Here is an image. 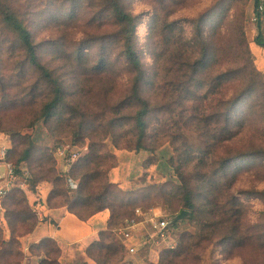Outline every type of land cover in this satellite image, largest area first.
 I'll list each match as a JSON object with an SVG mask.
<instances>
[{"label": "rangeland", "instance_id": "1", "mask_svg": "<svg viewBox=\"0 0 264 264\" xmlns=\"http://www.w3.org/2000/svg\"><path fill=\"white\" fill-rule=\"evenodd\" d=\"M6 1L27 21L40 62L62 80L67 104L28 128L47 91L42 83L32 89L38 75L10 41H0V151L17 150L8 156L13 168L26 147L20 136L35 144L17 175H6L0 153L7 193L28 189L31 172L50 178L45 168H53L51 177H62L81 164L78 173L98 155L99 179L115 185L112 209L126 219L112 220L103 236L102 244L117 254L90 248L88 264L96 258L106 264H264V67L250 48L258 33L253 0H125L138 17L134 49L151 109L145 143L150 151L133 150L129 116L135 106L119 109L133 73L113 17L98 0ZM179 174L194 190L192 212L181 208ZM77 184L71 181L69 188ZM49 185L62 194L68 189L59 181ZM153 211L162 220L186 214L160 241L148 239L143 221ZM131 220L137 222L129 242L133 252L120 235ZM47 246L52 258L59 257Z\"/></svg>", "mask_w": 264, "mask_h": 264}, {"label": "trees", "instance_id": "2", "mask_svg": "<svg viewBox=\"0 0 264 264\" xmlns=\"http://www.w3.org/2000/svg\"><path fill=\"white\" fill-rule=\"evenodd\" d=\"M98 2L102 6V11L108 12L113 17L114 24L116 25V38H118L120 42L122 53L133 73L129 95L126 100L122 101L119 105V109H123L126 103H131L135 106L133 113L129 116L132 125L131 132L135 141L133 150L150 151L151 147H146L145 143L147 140L146 130L148 128L146 118L151 109L149 107V102L142 96L141 87L144 78L143 70L136 50L134 49L138 17L132 15L127 10L125 0H98ZM253 2L254 10L260 4H263L264 6V0H253ZM74 12L75 10L73 9L68 12V14L73 15ZM20 15L21 14L9 5L8 1L0 0V41H2V44L10 41L12 50L17 51L16 53L22 58L23 64L30 68L31 72L38 75L39 80L36 81L37 83L32 89H36V86L42 83L47 91L45 93L46 96L43 104L39 108L38 118H35L28 126V128H31L36 120L40 118H43L44 121L51 119L60 112L61 108H66L67 104H64L65 90L62 80H59L45 64L40 62L37 45L34 42L31 30L27 21ZM52 18L53 13L51 12L48 15V19ZM256 24L258 33L254 42L258 46L264 47V12L258 15V21ZM102 63L103 61L101 64ZM11 87L12 86H9V88ZM6 88L5 84L2 83V92L4 95L6 94ZM237 101L238 99L236 98L235 100H232L229 108L230 111H232L237 105ZM119 109H117V112ZM20 138L22 140V145H26V147L20 151L19 156L13 165V171L16 175L21 173L19 166L28 162L35 150V144L29 135L20 136ZM16 151L17 150L14 151V149L7 150L3 161L8 163L9 154H14ZM94 160V163L92 160H89L86 168L83 167L78 173V167H81V164H72L66 175L62 177H51V173L54 172L53 168H45V170L50 173V178L47 175H41L39 172L37 174L31 172L32 174L30 173V181L28 182L30 183V186L28 190L34 192L36 186L41 182H49L52 185L54 184V181L65 183L68 186L67 191L64 190L62 194L59 193V191H61L59 189L51 190L47 199V205L49 207H66L69 213L73 214L81 221H86L94 214L107 209L110 216L107 221L106 230L98 234V241L92 243L87 248L86 255L88 258H92L89 249L98 246L100 250H104V254L106 255L108 254L107 250H110L109 257H112L111 254L116 255L117 252L112 251V246L108 247L102 244L103 236L106 234V231L110 230L112 220L119 217H122V219L125 220L126 213L119 214L116 210L112 209L113 207L110 204L112 197L111 192L115 185L100 180L102 172H100L99 169L102 165V158L95 155ZM76 180L78 181L77 187L74 190H71L69 188L70 182ZM178 180L180 183L179 189L182 194L181 208L192 212L195 209L193 201L195 195L194 190L188 184V180L186 181L181 174L178 175ZM69 192L72 193L71 198L68 195ZM58 195L61 196L60 200H56L54 201V204H51L55 196ZM2 198H5V201L2 202L1 205L4 209V219L9 231V238L5 239L4 232L0 228V264H22L21 262L24 258V254L20 249L19 239L33 231L38 222L37 216L32 207L28 204L23 190L14 189L10 193H6L1 199ZM90 207H92V209H90ZM48 244H52L54 251L56 250L57 254L59 253V248L55 241L50 238H45L37 244L30 245V255L40 257L38 264H59L57 260L58 255L55 258L51 257L52 254L50 252L53 251V249L50 250L49 246H47ZM33 251L36 253L33 254ZM171 252L172 251H169V253ZM12 256H18L19 260L13 261L11 259ZM93 261L94 264H106L107 262L106 259L101 261L98 258L93 259Z\"/></svg>", "mask_w": 264, "mask_h": 264}, {"label": "crops", "instance_id": "3", "mask_svg": "<svg viewBox=\"0 0 264 264\" xmlns=\"http://www.w3.org/2000/svg\"><path fill=\"white\" fill-rule=\"evenodd\" d=\"M254 56L259 55L258 63L264 67V57L260 56L264 47L255 42L250 47ZM7 180L5 170L0 166V189H4ZM28 204L37 216V225L33 231L20 238L23 254H26L24 264H38L40 257L32 256L28 252L30 245L39 243L42 239L50 238L59 248V264H88L90 259L86 255L87 248L98 241V234L106 229L109 211L103 210L94 214L86 221H81L69 213L66 207H49L47 199L51 191L49 183H39L35 192L22 188ZM1 200V197H0ZM0 228L5 239L9 238V231L4 219V209L0 204Z\"/></svg>", "mask_w": 264, "mask_h": 264}, {"label": "built area", "instance_id": "4", "mask_svg": "<svg viewBox=\"0 0 264 264\" xmlns=\"http://www.w3.org/2000/svg\"><path fill=\"white\" fill-rule=\"evenodd\" d=\"M264 12V6L263 4H260L253 12V17L252 19L257 22L258 21V15L260 13ZM1 153V159L3 160L4 158V150L0 151ZM4 167L6 170V175L12 176L14 174L12 166L4 162ZM7 184V183H6ZM10 184V181L8 180V185ZM7 188L4 187V189H0V197L4 196L7 193ZM135 214L137 217L142 216V213L140 212L139 209H135ZM153 215L150 216L147 220L143 216V221L149 225L151 233L147 235L148 239H157L160 241H165L168 238V231L173 228L174 224H171V220H162L159 218V216L156 215V212H152ZM137 228V222L135 220H131L130 222L127 223V225L123 228V230L120 232V235L124 241L126 242V247L128 248L129 252H133L134 249L132 245L129 242H132L133 240V234L135 233L134 230Z\"/></svg>", "mask_w": 264, "mask_h": 264}, {"label": "water", "instance_id": "5", "mask_svg": "<svg viewBox=\"0 0 264 264\" xmlns=\"http://www.w3.org/2000/svg\"><path fill=\"white\" fill-rule=\"evenodd\" d=\"M185 214L186 211H181L180 214H178L175 218L172 219L171 224H174L176 221L182 219Z\"/></svg>", "mask_w": 264, "mask_h": 264}]
</instances>
